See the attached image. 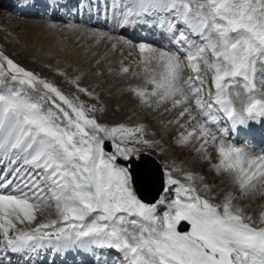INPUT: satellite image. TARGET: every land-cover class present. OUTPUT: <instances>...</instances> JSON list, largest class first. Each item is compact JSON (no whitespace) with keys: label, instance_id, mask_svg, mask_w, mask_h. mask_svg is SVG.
I'll return each instance as SVG.
<instances>
[{"label":"snow or ice","instance_id":"snow-or-ice-1","mask_svg":"<svg viewBox=\"0 0 264 264\" xmlns=\"http://www.w3.org/2000/svg\"><path fill=\"white\" fill-rule=\"evenodd\" d=\"M113 19L121 28H158L176 45L165 50L138 43L145 72L152 61L161 71L147 80L155 86L151 92L137 88L135 94L143 102L157 97V103L180 95L174 105L180 107L197 97L194 105L204 117L201 148L219 140L218 170L232 175L242 194L264 184V156L226 144V130L213 131L219 122L214 105L240 125L264 118L258 87L264 85V0H134L118 16L113 9ZM181 52L195 78L183 79ZM198 61L214 71L212 102L199 98L205 80ZM69 79L99 100L78 78ZM78 100L0 51V264H21L14 255L31 261L28 254L40 251L50 257L71 252L72 264H264V226H257L264 225V213L255 220L230 196L214 204L173 178L167 166L145 169L155 195L144 199L137 145L155 141L144 138L143 125L98 122L89 113L101 109ZM186 116L196 120L191 106L176 122ZM53 203L57 219L27 226L40 205ZM182 224L189 228L181 230Z\"/></svg>","mask_w":264,"mask_h":264},{"label":"bare ground","instance_id":"bare-ground-1","mask_svg":"<svg viewBox=\"0 0 264 264\" xmlns=\"http://www.w3.org/2000/svg\"><path fill=\"white\" fill-rule=\"evenodd\" d=\"M11 1L12 2L6 6H5L4 1L3 2L0 1V7H6L5 11L8 14V16L11 17V19H9L11 21L9 22L8 19H7V21L5 19H2V15L0 14V37H2L3 38L2 41H4V42H0V49L4 50V51H2V50L1 51L3 53H5L6 55H8L9 57H13L14 59L17 58L18 61L22 65L30 66L31 63L29 64V61H34V63H36V65H34L32 70L39 73L43 77H45V75L47 74L46 72L50 70V69L48 70V67L45 65V64H48L49 61H50L49 63L54 62V64H52V65L54 67L57 66L59 68L58 70L66 69L65 72L68 71V69L66 67H64L65 64H61L59 62L58 58L57 59L53 58V57L51 58V55L49 54V52H52V47H53L56 39H55V41L50 42L51 40L50 41L45 40V36L42 37L41 34L38 35L39 32L44 27H46V29L45 30L43 29L42 34L44 33L46 35L48 32L47 29L51 28L52 23H53L52 28L58 27L60 25V28H63V29L66 26L61 27L62 24L63 25H66L67 23L75 24V27L73 25L70 26V24L68 26V27H74V29L76 30V33H74L73 38H76L79 35L80 36L81 35L82 36L83 35L88 36L89 34L93 35L95 33L94 30H92L93 28H100L101 30L104 29V30H107V32L113 31L116 34V36L112 37L110 39V41H108L109 43H107V39L105 38V43H107L106 48H104V50H102V52L99 51L98 55H96L95 58H99V56L102 53H104L103 51H105L107 49V47L112 46V47H114V50L120 49V52H121V53L119 52V54H121L120 57H124L125 58V64H127L130 62V59L134 58L135 53L139 52L138 47H137L139 42H148V43L153 44V46H155V47H160L148 39H139V38L134 39V38H131L128 36L125 38V40L123 42L121 41L122 43L118 42L119 37H121V35H123L124 32H118L116 30V29L120 28V26L113 19V9H116V14L118 16L119 15V8L125 7L129 4H132L134 2V0H115L114 3H113V0H107V1L106 0H97V3L95 1H93L95 3L93 4L94 6H92L91 8H89L90 0L89 1L85 0L83 2V4H81V5H83V7H81V9L77 12L74 11V5L70 4L72 1L68 2L67 7L64 10L61 9L63 7V5H66L63 3L64 1L63 2L62 1L58 2L56 0H11ZM108 1H110L109 4H110V7H112V8L110 9L109 12H108V10H109V8H108V10L106 12L107 13L106 18L108 20L107 21L108 24L111 23V25H113L112 27L114 29H112V27L105 28V26H104L105 22H106L104 20L105 17L103 18V15H100L99 9L100 8H102L103 10L106 9L105 5L108 4ZM77 2H78V0H77ZM13 4H16V7H14ZM56 6H58L59 11L61 10L60 12H58L57 10L55 11ZM87 9L89 11V14L87 13ZM12 10H16L17 12L16 11L12 12ZM3 11H4V9H3ZM64 11L66 12V14L64 13ZM82 11H84V12L82 13ZM49 12L50 13L54 12L57 16L60 14H61V16L62 15L63 16H62V18H54L51 16V14ZM35 13H37V15L41 14V16H44V18H46V20L50 19V21L51 20H54V21L53 22L51 21V23H50L48 21L44 22L43 20H35L36 18L35 19H31V18L30 19L29 18L24 19L25 17L22 18L23 16H27V15L31 16V14H35ZM109 13H110V15H109ZM65 15H69L70 17L67 18L68 16L66 17ZM77 17H78V19H77ZM84 17H86L87 21L89 20L88 18L90 17V22L92 21V24H90V22H85V23L83 21L81 22L82 18H84ZM17 22H19V25H17ZM4 23L9 24L8 26H10V28L13 30V32L15 31V33H17V34L19 32V31L17 32L18 28L24 29L23 33L19 34V37H21V41H19V39L16 38V36L14 35L15 33L12 34V32L10 33V30L8 31V29H3L1 24H4ZM95 23H98V24H95ZM16 25H17V29H16ZM46 25H48V26H46ZM63 29H62V31H63ZM125 29L129 30L131 32V34L137 33L138 35L142 34V36H143V34H147L148 36L155 38L157 41L162 40V39H163V41H170L169 38H165L162 36L161 31L158 28L149 29L146 27L131 26L130 25V26L126 27ZM154 29H156V31ZM50 30L51 29H49V31ZM96 30H98V29H96ZM54 32H56V31H54ZM100 34L101 33H99V31H98V33L96 32V34H94V36H100ZM105 34H106V32H105ZM56 36H57V34H56ZM59 40H60V38H59ZM64 40H66V39H63L61 41L64 42ZM35 42H36V45L33 46V44ZM126 42L134 45V47H135L134 50H133V46L131 45L128 47L126 45L127 44ZM57 43H59V42H57ZM171 43L173 44V47L176 48L175 43L174 42H171ZM103 46H104V43H103ZM66 48L64 50H66ZM164 48H166V46H164ZM165 50H167V49H165ZM39 53H41V56H38V55H40ZM60 58H62V56ZM181 59H182L184 66L187 68L188 67V60H187V56L183 55V52H181ZM60 61H62V60H60ZM101 61H104V60H101ZM111 63L112 62L110 61V63L108 65L110 66ZM76 64H77V66H75V68H77L78 66H81V69H84L87 66L90 67L92 62H90V63L85 62V63H83V65H81V61H80ZM155 67L157 70L155 73L158 74L161 71V69L158 68L157 65ZM70 69H72V68H70ZM106 70H107V68L101 70V75H103V73H105ZM51 71H53V70H51ZM49 73H50V71H49ZM75 73H77V72H75ZM68 76H70L69 73H68ZM148 77H150V76H148ZM148 77H147V79H148ZM147 79H146V81H147ZM50 81L54 82L55 84H57V86H59L58 81L57 82L53 81V80H50ZM98 81H100V79ZM62 84H64V83H62ZM69 84H70V86H72V83H69ZM121 84H122L121 86H124L127 83L125 81H122ZM87 85L89 86L90 84H87ZM61 86H59V87L61 88ZM73 87H75V86H73ZM80 87H82V86H80ZM89 87L92 89L94 87V85L91 84ZM118 88H119L118 91L120 92L122 90V87H118ZM61 90L66 95H68L70 97L71 94L69 92L65 91V89H63V88H61ZM211 90H212V88H211ZM128 92L131 93V91H128ZM213 92H215V89ZM185 94L187 95L188 93H185ZM96 95L99 96V102L96 101V103L95 102L94 103L96 104L97 107L104 108L103 115L112 117L114 119L119 118L121 116L122 112L118 111V108H116L115 106L121 105L123 98L125 95H127V93L122 94V97H123L122 99L120 97L117 98L115 101L116 103L115 102L111 103V102L104 100L102 96L100 97L101 94L99 91H96ZM182 98H183L182 96H179V99H177V100H181ZM205 101L212 102L211 95ZM174 105H175V102L171 101L168 103V105H163L161 109L160 108L159 109H157V108L153 109L154 106L153 107H147V109L148 108L153 109L149 113V115H147V119H146L147 122H149L150 118H153V119L162 118L163 119V120L160 119L162 123H160V125H158V128H157V130L158 129L161 130L160 133L158 134L159 136L157 138H153V139H152V137L149 138V140L155 141L156 145L153 144L151 147L149 146V148L151 149V151L154 152L153 155L158 160V163H159V161H161V163L165 164V166L171 168L173 170V178H175V179L181 178V180H183L182 178H184V176L182 175V173L186 172L187 173V176H186L187 181L183 182V183H185L186 185L191 184L194 187H196L198 189V191L200 192L199 194L201 196H203L205 198H210V201L214 204H222L225 202L226 197H224L222 194L218 193V186L221 183H223V186L227 188V191L224 193H227V194H225V195H227V197L230 196L232 198V204L237 205L240 208H242L246 215H250L253 217V219L258 220L261 213H264V188H263V190H261L259 192L260 197H258L259 198L258 199L259 204H258L257 208L256 207L254 208L253 206H249V200H247V199L241 200L240 199L241 197L240 198L237 197L238 198L237 199L236 196H234V194L236 195V190H238V188H239L238 184L236 186V189L233 188L234 190H232V187L236 183L234 180V177L232 175H230L228 172L224 171L222 168H220L218 170L219 161L221 159V157L219 156V153L217 151V149L219 147V140H217L216 143H214V144H208L204 148H201V145L203 144V140L198 139L199 129H197L196 134L193 135L194 137L191 136L189 138L187 136L188 133L193 128H198V123H201L202 122L201 120H200V122L195 123L194 126L192 125L189 128L183 127L184 125L183 126L182 125L181 126L174 125L171 128L164 127L162 125L165 121H168L169 118H172L169 121V123H171L175 119V116L172 117L173 116V114H172L173 110H175L177 107H180V106H174ZM214 108H216L221 114H223L222 111L219 110V106L214 105ZM183 111H184L183 108H180L179 111L177 112V114H179L180 112H183ZM167 114H168V116H166ZM154 116H155V118H154ZM121 121H124V120H118L117 124L120 123ZM255 121H256L255 123L253 121L246 122L248 124L249 129H247V128L239 129V130L235 129V130H232V132L226 131V135L223 138L224 139L226 138L225 140L228 139L229 143L235 144L237 147L244 149L247 153H249L253 156H264V135L262 136L260 134V132L258 131V127H259L258 125H260V119L257 118ZM126 122H128L130 124L133 123L130 121H126ZM147 122H146V124H147ZM151 124H152V119H151ZM235 124L239 126V124H237V123H235ZM151 126H153V128H156L155 127L156 125H154V124ZM166 126H168V124ZM215 130L216 129L213 127V131H215ZM221 130H223V129H221ZM218 135H219V133H218ZM256 135L258 136L257 140H256ZM252 139L255 140L254 144L251 143ZM160 148L161 149L163 148V150L159 151L158 149H160ZM197 151H198V155H199L198 159H200V160H195L194 158H192V155ZM141 153H142V157H143V155H146L148 153V151H144ZM175 159L177 161L179 160V162H181V161L183 163L186 162L187 167L183 168L182 167L183 165H181L180 163L178 165L177 163L174 162ZM180 165H181V167H179ZM173 168H175V170ZM175 172H177L176 175L174 174ZM201 174H203V175H201ZM189 175H192L191 180L188 179ZM202 176H203V178H202ZM205 186H207V187H205ZM228 189L230 190L229 194H228ZM232 193H233V196L231 195ZM237 194H241V190H239ZM211 195H212V197H210ZM255 204L257 205V202ZM256 205H254V206H256ZM36 217L37 218H36L35 224L33 226L27 225L28 227L33 228L39 223L48 222L51 219H57L58 218L57 213L52 214L51 217L44 215L41 218L39 216L38 208L36 209ZM257 226H264V225H258L257 224ZM70 254L72 255V257L68 256V254H62V255H57L55 257H50L49 252L40 251V252L35 253V254H33V253L28 254L31 256V261H28L26 258H22L18 255H14L13 259H14V261L17 259H20L21 264H33V262H34V264H72L74 254L71 252H70Z\"/></svg>","mask_w":264,"mask_h":264},{"label":"rangeland","instance_id":"rangeland-1","mask_svg":"<svg viewBox=\"0 0 264 264\" xmlns=\"http://www.w3.org/2000/svg\"><path fill=\"white\" fill-rule=\"evenodd\" d=\"M0 1H2V2L4 1L5 6L12 2L11 0H0ZM56 1H58V2L59 1L63 2L64 1L63 3L66 4V5H63V7L61 8V9L64 10L67 7L68 2L73 1V0H56ZM84 1L85 0H78V2H77V0H76V4H73V2H71L70 4L74 5V11L77 12V11H79L81 9V4H83ZM93 1H95L97 3V0H92L91 1L92 4L95 3ZM109 2L110 1H108V4L105 5L107 10L109 8L108 12L110 11ZM13 6L16 7V4H13ZM2 8L4 9V11H3ZM5 9H6V7H0V14L2 15V19H5L7 21V19L9 20V19H11V17L8 16V14L6 13ZM99 10H100V15H104V14H102V12L105 11V9L103 10L102 8H100ZM15 11L16 10H12V12H15ZM35 14H31V16L30 15L23 16L22 18H24V17H25L24 19H26V18L27 19L28 18L29 19L30 18L31 19H35L36 18L35 20H43L44 22L48 21L50 23H51V21L52 22L54 21V20L50 21V19L46 20V18H44V16H41V14H39V15H37V13H35ZM106 14L107 13H105V15ZM10 21L11 20H9V22ZM69 24L70 23H67L66 25H63V24L61 25V27H65L66 26L64 28L65 29L64 30L63 28H60V25L58 27L52 28V26H53V23H52L51 24V28L47 29L48 32H47L46 35L44 33L42 34L43 29L45 30L46 27H44L38 34V35L41 34L42 37L45 36V40H47V41L51 40L50 42H53L56 39V41L59 42V43H57L55 41L54 45L52 47V52H49V51L48 52L51 55V58L52 57L56 58V59L58 58L59 62L61 64H65L64 67H66L68 69V71H66V72H65L66 69L58 70L59 68L57 66L54 67L52 65V64H54V62L49 63L50 62L49 61L48 64H45V65L48 67V70L50 69L49 70L50 73H49V71H47L46 72L47 74L45 75V77L49 81L50 80H53V81H56V82L58 81V83H59L58 85L59 86L62 85L61 88L65 89V91H67V92H69L71 94L70 98L78 97L79 100L77 102L79 103V102L82 101V102L85 103L86 106H90V105H95L96 106L95 103H96V101L99 102V100L94 99L91 96H87V95H85L82 92H79L77 87H76V85L73 84L69 78H72V79H75V78L77 79L78 78V83H80L79 84L80 86H82L83 88L87 87L86 89L88 90V92L93 93V94L95 93L94 95H96V91H99L100 94H101L100 97L102 96L104 100H106L108 102H111V103L112 102L114 103L116 101V99L119 98V97L122 99L123 98L122 94L127 93V95L124 96L121 105L120 106H118V105L115 106L116 108H118V111L122 112V114H121V116L119 118H115L114 119L112 117L103 115L104 108H99L97 106L96 107L101 109V111L96 112V113H89V115H95L97 117V119H98V122L106 124V125H109V126L116 125L118 120H124V121H121L120 123H125L126 121H130V122H133V123H131L132 125H137V124L143 125L144 126V138L145 139L149 140V138H151V137H152V139L153 138H157L159 136L158 134L161 131L160 129L157 130V128H158V125H160V123H162L161 120H160L162 118H160V119H158V118L157 119L150 118L149 122H147L146 121L147 115H149V113L155 108H157V109L160 108L161 109L163 105H168V103L171 102V101L176 102L177 99H179L180 95H176V96H174L172 98H169V99L163 101L162 103H157L156 102V100L158 99L157 97H149L148 98V102H143L135 94L134 89H137V88L147 89L148 92H151L153 90V88L155 87L152 83L147 82L146 79H147L148 76L152 75L153 71L154 72L157 71L156 67H155L156 66V62L152 61L148 65V67H149V69L151 71L145 72V63L143 62L141 54L139 52L135 53L134 58L130 59L129 63L125 64V58L124 57H120V55H121V54H119L120 49L117 48L119 51L118 50H114V47H112V46H111L112 48L111 47H107V49L105 51H103L104 53H102L99 56V58H95V56L98 55V52L99 51L102 52V50H104V48H106V44L109 43L108 41H110V39L112 37L116 36V34L113 31L107 32V30H104V29L101 30L100 28H93L92 30H94V32H95L94 34H96V32L98 33V31H99V33H101L100 36H94V34L93 35L89 34L88 36L87 35H83V36L79 35L76 38H73L74 33H76V30L74 29L75 24H70V26L73 25L74 27H68ZM8 25L9 24H5V23L1 24L3 29H8V31L10 30V33L12 32V34H14L15 31L13 32V30ZM17 25H19V22H17ZM17 25H16V29H17ZM46 26H48V25H46ZM49 29H51V30L49 31ZM62 29H63V31H62ZM96 29H98V30H96ZM23 31H24V29L18 28L17 29L18 34L17 33L14 34L16 36V38L19 39V41H21V37H19V34H22ZM54 31H56V32H54ZM105 32H106L107 35L105 34ZM56 34H57L58 37L56 36ZM126 37L127 36L125 34L121 35V37H119V41L118 42L122 43L125 40ZM59 38H60V40H59ZM105 38L107 39V43H105ZM0 39H1L0 42H4V41H2L3 40L2 37H0ZM63 39H66V40H64V42H63V41H61ZM103 43H104V46H103ZM126 43H127L126 45L128 47L132 45V44H130L128 42H126ZM34 45H36V42L33 44V46ZM132 46H133V50H134L135 47H134V45H132ZM65 48H66V50H64ZM1 50L2 49H0V51ZM2 51H4V50H2ZM39 54L40 55H38V56H41V53H39ZM207 55H208L209 60L213 59L212 56H211L210 51L208 52ZM61 56H62V58H60ZM10 58L14 59L13 57H10ZM60 60H62V61H60ZM101 60H104V61H101ZM14 61L17 62L18 59L15 58ZM80 61H81V65H83V63H85V62H88V63L92 62V64H91L90 67L87 66L84 69H81V66H78L77 68H75V66H77L76 63H78ZM110 61L112 63L109 66L108 64L110 63ZM17 63L22 65L19 61ZM197 63H199L200 69H201L199 75L205 80V83L202 85V92H201V96L199 98L202 99V100H206L211 95V98L213 99L214 93H215V92H213L215 88H214L213 79H212V77L214 75V71L210 70V69H206L202 61H198ZM29 64H30V66H26V65H22V66L25 67L26 69L32 70L34 65H36V63H34V61H29ZM49 65L51 67H49ZM70 68H72V69H70ZM106 68H107V70L105 71V73H103V75H101V70L106 69ZM124 68H128L129 71L125 73L123 71ZM51 70H53V71H51ZM58 71H63L67 75H64V76L58 75ZM67 72L69 73L70 76H68ZM75 72H77V73H75ZM196 75H197V73L195 71H193L189 67V65H188L187 68L184 66V69H183V72H182V77H183L184 80H187L189 78H195ZM99 79H100V81H98ZM122 81H125L127 84L124 85V86H121L122 85L121 84ZM62 83H64V84H62ZM69 83H72V86H70ZM87 84H90V85L92 84V85H94V87L91 89L89 87L90 85L88 86ZM73 86H75V87H73ZM118 87H122V90L120 92L118 91L119 90ZM258 87L261 89V91H264V85L258 84ZM211 88H212V90H211ZM128 91H131V93L128 92ZM241 93H242V95H245L243 93L242 89H241ZM196 98L197 97H192L191 98L192 102H190V105H184L183 107H177L175 110H173V113H172L173 116L172 117L175 116V119L171 123H169V121L172 119V118H169V120L165 121L162 125L164 127H169V128L173 127L174 125H176V126H181V125L183 126L184 125L183 127L189 128L192 125L194 126L195 123L200 122V120L203 122V120H204L203 118L204 117L199 113V110L196 109V107L194 105V100ZM188 106L192 107V115L196 116V120L192 121L189 117L186 116V117H184L182 119H179V121L180 120L181 121L177 123L176 121L178 120V118L180 116V113H181L180 112L179 114H177V112L179 111L180 108H183V110H184V107H188ZM235 106L237 108L241 107V103H240L239 99L235 100ZM147 107H153V109H149V108L147 109ZM166 116H168V114ZM154 118H155V116H154ZM258 118L261 119L260 117H258ZM151 119H152V124H151ZM261 120L264 123V118H262ZM146 122H147V124H146ZM253 122L255 123L256 121H253ZM125 124L131 125L128 122H126ZM153 124L156 125L155 126L156 128H153V126H151ZM167 124H168V126H166ZM263 128H264V124H263ZM196 129H198V128H196ZM225 143H229L228 139L225 140ZM137 147L140 148L141 152L148 151L147 154L153 156L156 159V157L153 155L154 152L151 151V149L149 148L148 145H137ZM108 150L109 151L112 150L111 145L108 146ZM158 150L161 151V150H163V148L162 149L160 148ZM198 156L199 155H198V151H197V152H195L192 155V158H194L195 160H200V159H198ZM174 162L177 163L178 165L180 163L181 165H183L182 166L183 168L187 167L186 166V164H187L186 162H184V163L182 161L179 162V160L177 161L176 159L174 160ZM159 163L162 165V167L165 166V164L161 163V161H159ZM181 165L179 167H181ZM167 168L169 170H172L169 167H167ZM173 169L175 170V168H173ZM174 174L176 175L177 172H175ZM182 175L184 176V178H182L184 181L181 180V178H178V180L183 183V182L187 181V179H186L187 173L186 172L182 173ZM201 175H203V174H201ZM190 176L192 177V175H190ZM202 178H203V176H202ZM236 186H237V183L234 184V186L232 187V190H234L233 188L236 189ZM263 188H264V184L257 183L256 189L254 191H251V192H249L247 194H242V193L241 194H237L238 191L240 190L238 188V190H236V195L234 194V196H236V198L237 197L238 198L241 197L240 198L241 200H246V199L249 200V206H253L254 208L255 207L257 208L258 204H259V200H258L259 198L258 197H260L259 192L261 190H263ZM226 191H227V188L223 186V183H221L218 186V193L222 194L224 197H227V195H225L227 193H224ZM229 192H230V190L228 189V194H229ZM231 195L233 196V193ZM210 197H212V195ZM256 202H257V205L255 204ZM254 205H256V206H254ZM38 211H39V216L41 218L44 215L51 217L52 214L57 213L54 203L50 204V205H43L42 204V205H40L38 207ZM35 222H36V220L34 222L28 224V225L33 226L35 224ZM258 225H260V224H258Z\"/></svg>","mask_w":264,"mask_h":264},{"label":"water","instance_id":"water-1","mask_svg":"<svg viewBox=\"0 0 264 264\" xmlns=\"http://www.w3.org/2000/svg\"><path fill=\"white\" fill-rule=\"evenodd\" d=\"M136 164L135 171L137 173V183L139 187V194L146 200H151L155 195V188L148 179L145 178V169L149 171H155L161 165L153 158V156L147 154L142 157ZM162 168V167H161ZM158 186V185H157Z\"/></svg>","mask_w":264,"mask_h":264}]
</instances>
